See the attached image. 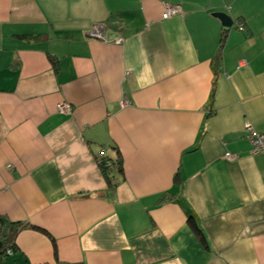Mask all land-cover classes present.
<instances>
[{
	"label": "crops",
	"instance_id": "crops-1",
	"mask_svg": "<svg viewBox=\"0 0 264 264\" xmlns=\"http://www.w3.org/2000/svg\"><path fill=\"white\" fill-rule=\"evenodd\" d=\"M248 124L264 0H0V215L26 225L0 264H264Z\"/></svg>",
	"mask_w": 264,
	"mask_h": 264
},
{
	"label": "trees",
	"instance_id": "trees-1",
	"mask_svg": "<svg viewBox=\"0 0 264 264\" xmlns=\"http://www.w3.org/2000/svg\"><path fill=\"white\" fill-rule=\"evenodd\" d=\"M240 25H244L243 22H238ZM225 38V34L222 37V41ZM110 160L103 159L101 160L102 171L108 180V182L112 185L114 183V175L112 174V170L114 169V165L116 168L123 172V166L120 161L118 162H109ZM190 224L197 230L199 227L197 226V222L194 216L189 217ZM0 225L2 226V234L0 235V259L6 257L8 253H12L16 250L15 239L20 230H22L26 225L21 222L11 221L7 217L0 215ZM203 236V235H202ZM204 240V237H202Z\"/></svg>",
	"mask_w": 264,
	"mask_h": 264
},
{
	"label": "built area",
	"instance_id": "built-area-1",
	"mask_svg": "<svg viewBox=\"0 0 264 264\" xmlns=\"http://www.w3.org/2000/svg\"><path fill=\"white\" fill-rule=\"evenodd\" d=\"M183 11V7L181 4H171V3H165L162 17L163 18H169L173 15L179 14ZM96 31H99L98 28H96ZM99 33V32H98ZM244 64V62L240 63V65ZM128 101H124V104ZM58 110L61 112H70L72 109V106L69 103H59L57 105ZM247 136L252 144V152H264V134L257 132L253 126L247 125L246 127ZM226 157L228 159L234 160L238 157V154L227 152Z\"/></svg>",
	"mask_w": 264,
	"mask_h": 264
},
{
	"label": "water",
	"instance_id": "water-1",
	"mask_svg": "<svg viewBox=\"0 0 264 264\" xmlns=\"http://www.w3.org/2000/svg\"><path fill=\"white\" fill-rule=\"evenodd\" d=\"M215 15L218 16L221 19L223 25H225L227 27H232L234 25V22H235L234 18L231 15H229L228 13H226V12H216ZM101 30H103V26H99V32ZM89 35L95 36V37H99L100 36L98 31H96V30H94L93 32H90Z\"/></svg>",
	"mask_w": 264,
	"mask_h": 264
}]
</instances>
